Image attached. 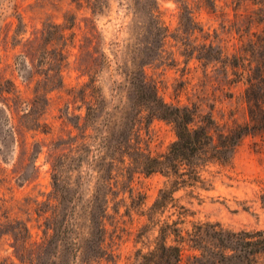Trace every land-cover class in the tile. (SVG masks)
Masks as SVG:
<instances>
[{"label": "trees", "instance_id": "trees-1", "mask_svg": "<svg viewBox=\"0 0 264 264\" xmlns=\"http://www.w3.org/2000/svg\"><path fill=\"white\" fill-rule=\"evenodd\" d=\"M176 1L181 4L180 20L188 24L186 32L203 33L186 2ZM232 1L235 15L246 23L240 36L246 37L245 42L233 53L210 41L184 50L182 55L187 62L194 58L202 65L220 63L225 84L242 86L239 101L247 120L225 131L197 104L166 103L142 64L126 75L130 88L127 106L109 109L96 69L86 66L87 81L66 92L69 102L63 110L64 119L77 134L69 132L66 138L51 141L48 148L52 191L46 202L33 210L40 235L32 234L28 199L24 200L26 209L18 208L27 215L25 220L0 197V264H115L117 256L106 244L108 223H118L123 217L132 221V214L139 212L145 222L136 239L146 242V251L135 252L134 264H180L185 247L191 253L186 264H264V230L234 231L210 221L193 222L185 230L187 219L194 213L190 203L182 204V196H178L184 192L200 202L201 191L211 187L210 168L231 167L242 140L264 132V0ZM245 1L251 7L241 14L239 9ZM85 3L92 13L97 12L94 2ZM208 3L214 6V2ZM153 4L148 8L149 27L163 48L168 33ZM73 23L74 18L69 27ZM69 27L44 24L40 38L30 41L22 53L25 59L34 53L36 73L45 76L35 82L31 99L23 98L10 80L0 83L5 131L13 144L10 149L14 150L17 143L20 148V157L11 170L17 184L37 177L35 163L42 146L28 143L27 138L29 133L46 135L51 130L42 118L49 94L64 88L62 73L68 65L65 48L69 40L64 31ZM69 105H76L82 113L70 112ZM154 120L171 124L175 132V140L159 154H152L142 137ZM3 149L4 145L0 146V153ZM6 161L0 154V162ZM137 174H159L165 180L145 211V196L132 186ZM6 179L0 167V187ZM260 204L264 209V194Z\"/></svg>", "mask_w": 264, "mask_h": 264}, {"label": "rangeland", "instance_id": "rangeland-1", "mask_svg": "<svg viewBox=\"0 0 264 264\" xmlns=\"http://www.w3.org/2000/svg\"><path fill=\"white\" fill-rule=\"evenodd\" d=\"M91 2L97 8L95 13L87 8L85 0H0V83L10 80L26 99L33 97L35 82L45 76L36 73L38 64L34 53H29L26 59L22 53L29 48L30 41L40 38L44 24L68 28L74 18L72 27L64 31L69 39L65 48L68 65L62 73L64 88L49 94V104L42 118L51 130L46 135L28 134V143L39 142L42 146L35 163L37 177L33 176L29 183L17 184L12 178L11 170L20 157V148L17 143L14 150L10 149L12 139L5 131V113L0 107V146L4 145L0 154L7 159L6 163L0 162L7 176L0 187V197L14 207L13 213L25 220L27 215L20 213L18 208L26 209L24 200H29L27 208L33 235H40L35 228L33 210L46 202L52 191L51 166L47 157L50 142L66 138L69 132L77 134L64 119L63 110L69 102L66 92L87 81L86 66L96 69L109 109L127 106L130 88L126 75L142 64L145 75L156 82L159 95L166 103L189 107L197 104L203 112H210L225 131L247 120L244 105L239 101L242 86L225 84L222 65L215 62L202 65L194 58L187 62L182 55L184 50L210 41L233 53V49L245 42L246 37L240 36L244 34L246 23L235 15L236 6L232 0H184L203 33L186 32L188 24L180 20L181 4L176 0ZM152 2H155L153 8L158 7L168 33L163 48L157 45L158 37L149 27L148 8ZM208 2H214V6ZM243 6L239 9L241 14L251 7L249 1ZM17 18L21 22L19 25ZM228 76L232 78L230 70ZM69 111L76 115L82 113L76 110V105H69ZM142 137L151 153L159 154L175 140V132L171 124L154 120L147 132L143 130ZM209 171L211 187L201 191L200 202L188 198L184 192L178 194L182 196V204L190 203L188 206L194 213L187 219L184 229L189 230L193 222L210 221L234 231L264 230V209L260 204L264 194V132L242 140L231 167L213 166ZM164 181L159 174L135 175L132 186L135 192L145 196L143 211L154 202ZM123 211L122 208L121 213ZM139 213L132 214V221L123 217L118 223H108L106 244L117 256L115 264H134L135 252L138 249L146 251L143 245L146 242L136 239L138 229L145 222ZM185 248L180 264H186L187 256L191 254ZM10 252L8 250V254Z\"/></svg>", "mask_w": 264, "mask_h": 264}]
</instances>
